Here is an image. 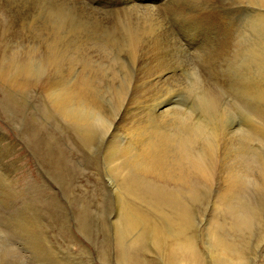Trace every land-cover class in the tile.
Listing matches in <instances>:
<instances>
[{
    "label": "rangeland",
    "instance_id": "1",
    "mask_svg": "<svg viewBox=\"0 0 264 264\" xmlns=\"http://www.w3.org/2000/svg\"><path fill=\"white\" fill-rule=\"evenodd\" d=\"M2 1L4 2V0H0V4L3 3ZM79 1L81 4L84 3L83 5L85 8H87V9L91 8V10L96 11V13L99 12L97 14L98 15L100 14V16L103 17L104 19H106V17H107V20L112 22V26H115L114 29H111V30H113V33L109 32L105 35L106 39L105 38L104 39L107 42L106 43V50L101 52V57L103 59L101 58V61L99 63H94L93 59H90L91 61H87L85 57L82 58L83 55L79 56L80 60L75 59V58H74L75 60H73V58H72L73 49H74V51L78 50L77 52L83 51L82 50L83 47L80 46L81 47L80 48L77 45L78 44L77 43L78 36H76L74 33H69V31L66 32L65 30H63V31L62 30H55V29H52V27L49 28V26L43 25V23L41 24L42 25L40 28L41 30L39 29V26H38L36 28V31L35 30L30 31L29 28L28 29L26 28L28 31L26 29H24V31H15L17 29V27L14 26V24L16 22L15 20H17L18 17H20V16H24V12H23L22 8L20 7V5L17 6V4L14 1L7 0L8 3L6 2L5 5L2 4V7H4V8H2L3 13H2V9L0 10L1 11L0 17H2V15H7L6 17L3 16V18H0V22H2V24L5 23L4 25H2L0 23L1 28H2V26H4L2 29L0 28L2 30V31H0V36L2 34H4V35H2L3 37L2 36L0 37V39H1L0 40V46L3 44L2 45L3 47L2 46H1L2 48L0 47L1 48L0 51L3 50L0 54H2L5 57V55H4V53H5L6 57L7 56L9 57V54H12V52H13L15 55L18 56V57L16 56L18 60H21V59L24 60L27 57L32 59L29 62V65L31 66V71H30L31 73H29L28 75L30 78L28 77V75H24L20 71L21 69L17 68V67L13 68L12 72H14V73L11 72L10 75L5 77V80L2 76H0V83L5 81V82H3V84L2 83L0 84V264H120L119 261L117 260V255H116V249H115L116 243L114 242L115 240L113 239V238H115L114 237L115 231L113 232L112 222L115 221L117 216H119V215H121L123 218V214L121 213V210H119V208L121 209V207L124 206V203H127L129 201L136 207H138L139 204L141 205L142 201H143V204L141 206H143L145 203L144 200H142V201L141 200L140 201L135 200L136 202L134 200H129L128 199L129 196L124 192L125 190L123 189V185H122L124 183V181H127L126 178L131 173L130 171L128 172L127 169L124 168V166H122L124 164L123 158L124 159L127 158V155H129V156L130 155H136V152L138 151V149L140 147V145L137 144L138 142L135 141L136 139L134 136L135 135L134 129L144 126L141 124H144L146 122H148V123L143 128L148 127L149 129H151L152 128L151 127L152 122H150V121L151 120L159 121L158 119H161L162 122L159 121L158 125H160L159 128L160 129L163 128L162 130L165 132V131H167L165 129L166 128L165 123L169 122V121L172 122V121L176 120L179 116L181 118L187 117V119L190 123H195V122L198 123V121H199V123H202V122L209 120V119H210V121H213L212 119L214 118V116H212V115L209 116V114H205V113L201 112V110L198 106L199 105L198 102H200L203 98V96H202L203 93H201L203 88H207L209 91L215 92L217 95L220 94L219 97L222 100L224 99L223 101L235 103L233 100L235 98H237L240 93H241L240 96H242L244 93L248 92L249 90H251L253 88V85H252L253 82H258V81L261 82L264 80V75H263L264 74V59H263L264 49H261V48H264V34H263L264 33V29H263L264 24H262V21L264 23V4L261 3L259 0H257V1L256 0H250V1L249 0H241V1L240 0H238V1L237 0H205V1L204 0H191V1L190 0H188V1L187 0H177V1L176 0H160V1H158L154 5L155 6L154 8L158 9V10H156L157 12L161 8L162 12L160 10L158 13L162 14V16L163 15L166 16V17H164V16L162 17L160 15L162 20H164L165 18L168 19L167 20L168 23H167L166 19L164 21H162L160 19L161 23H162V26L160 27V29L161 28L164 29V27H165V29L160 30L159 27L157 26V35L159 34L158 36H160L162 41H164L163 46H161V48H159L157 50V52H158L157 56L162 55L161 58L164 59L166 61V63H168L167 67L169 66L168 68H170V69L167 68V71H171V73L167 74V77L170 76V77H168V80H165L166 76L164 74L161 76H157L156 78L159 79V80L156 79L157 81L155 83L157 85L155 83L153 84L152 82H151L152 83L151 84L148 81L149 77L157 75V72L154 75L149 71L150 69H148L149 67L151 68V65H152L150 63V61L152 59V53L149 54V52H146L145 50H146L147 46L151 47L150 46L151 41H149L150 39L145 35H141L138 42L136 41L137 43L130 45V43L128 42L129 32L127 30H125V28H126L125 23H127V21L133 22L136 19L134 22L139 20V22H141V25H142V22L144 20V18L141 17L140 14L137 15V12H136L137 8H134V7L130 8L131 5L129 3H125V1H129V0H121V1L120 0H112V1L111 0H103L104 4H102V5H104V6L96 4L97 0H87V1L86 0H77V2H79ZM196 1H198L197 4H196ZM11 2L12 3L14 2V3L11 4ZM30 2H28L29 6H31L32 4H34V6H37V3H33V2L30 3ZM236 2H238V3H236ZM247 2H249L250 4L252 2L251 6ZM106 3H108V5ZM182 3H184V4H182ZM253 3H255V4H253ZM259 3H261V4H259ZM85 4L89 5V7L86 6ZM178 4L181 7H179ZM188 4H191V5L189 6ZM233 4H235L236 6H234ZM119 5H120V7H119ZM127 5H128V7H127ZM169 5H171V6H169ZM172 5H173V9L171 8ZM194 5H196L195 6L196 10L199 12V9H200L201 12L198 13L195 10V8H193ZM232 5L234 7H232ZM259 5H261V6L263 5V6L261 7ZM168 6L170 7L169 8L170 10L168 9L169 11L167 10ZM182 6L184 8L181 10H183L184 13H188L189 8H191L190 13H188V15H190L191 18H189V16L187 14H186V16L181 15V14H183L182 11L180 10V8H182ZM223 6L225 9L223 8ZM13 7H15V10ZM94 7H95V9H92ZM162 7H165V9L167 11L164 8L162 9ZM175 7H179L177 9H179L181 11V13H180V11L176 10ZM6 8H7V10H6ZM111 8L112 9L116 8L115 9L116 11L112 10ZM205 8H206V10H205ZM236 8H237V10H235ZM240 8H243V9H240ZM253 8H255V9L253 10ZM17 9H18V11H17ZM238 9H240V10L238 11ZM246 9H248V10H246ZM131 10H134L133 12H136V13L131 12ZM211 10L213 11V13L212 12L210 13ZM215 10H216V12H215ZM218 10H222V13H220L221 11L219 12ZM104 11H105V13H104ZM121 11H122V13H124L123 15H122ZM171 11H172V13H170ZM173 11H177V12H173ZM113 12L116 14H114ZM207 12H208V14H207ZM214 12H215L216 16L214 15ZM126 13H128L129 15ZM165 13H167V14H165ZM173 13H175V14H173ZM176 13H179L183 18L179 14L176 15ZM252 13H253V15H252ZM104 14H106V15L104 16ZM132 14H135V15H132ZM221 14H223L224 16H221ZM246 14H248V15H246ZM15 15H18V17ZM115 15H118V16H115ZM174 15L176 16V19H175ZM194 15L196 16L195 18H194ZM171 16H173V18ZM177 16H179V17H177ZM197 16L202 18V19L198 18ZM208 16L209 17L212 16V17L209 18ZM217 16H219V17H217ZM252 16H253V18H252ZM220 17H222V18H220ZM223 17H224V20H223ZM262 17H263V20H262ZM10 18H11V24L9 21ZM171 18L173 21H171ZM177 18H179V19L177 20ZM180 18H181V20H180ZM214 18H215V20H214ZM116 19H118V20H116ZM216 19H218L219 21ZM239 19H240V21H239ZM122 20H123V22H122ZM174 20L176 21V23ZM190 20H191V22H190ZM199 20H202V21H199ZM256 20L257 21L261 20V21L259 23L258 22L257 23H250V22H256ZM179 21H181V22H179ZM188 21L190 22L189 24L187 23ZM197 21L199 23H197ZM222 21H223V23H222ZM247 21H249V22H247ZM172 22H173V24H172ZM177 22L180 23V26H179V23H177ZM202 22H204V23H202ZM248 23L252 26H250ZM6 24H8V25H6ZM174 24H176V25L178 24L177 27L174 26ZM220 24H221V26H220ZM254 24H255V27H254ZM258 24L259 25L261 24L260 27H262V29H260ZM10 25H12V26H10ZM163 25H165V26L163 27ZM182 25H183V28L181 27ZM256 25H258L259 28H257ZM9 26L13 27L14 29L13 28L7 29L6 27H9ZM44 26L46 27V30H45ZM172 26H173L174 30H173V28L171 29ZM178 26L180 27V29ZM194 26L195 27L198 26V28L197 27L195 28ZM232 26L233 27L235 26V28H233ZM248 26H250V27H248ZM222 27L224 28V30ZM119 28H121V29H119ZM176 28H178V29H176ZM181 28H182V30H181ZM184 28H186V29L184 30ZM209 28H211V30H212L211 32H210ZM227 28L228 29L231 28V30L230 29L228 30ZM238 28H239V30L237 31ZM240 28H241V30H244L245 33L243 31H240ZM242 28H244V29H242ZM11 29L13 30V32L12 31L11 32L10 31L9 32L4 31V30H11ZM43 29L45 32L43 31ZM47 29H48V31H47ZM115 29H117V30L114 31ZM249 29H251L252 31H249ZM213 30H215V31H213ZM225 30H227L228 32ZM49 31H51L52 34ZM57 31H59V32H57ZM119 31H121V32H119ZM176 31H178L180 33V35ZM190 31H191V33H190ZM232 31L234 32V34ZM254 31H256V32H254ZM41 32L44 34H42ZM47 32H48V34H47ZM54 32H56V33H54ZM167 32L170 34H168ZM212 32H214V33L211 34ZM235 32L238 34L236 35ZM249 32H251L253 34L249 35L248 34ZM49 33L51 35H49ZM228 33L229 34L232 33V34H230V36L233 35V36H231L232 38L231 37L228 38L229 37ZM112 34H114V35H112ZM163 34H165V35H163ZM166 34H168V35H166ZM182 34H185V35L182 36ZM239 34H240V36L242 35L241 36L242 38L239 36ZM11 35H15L14 38L16 40L12 39L13 37H11ZM60 35H62V36L60 37ZM208 35L210 36L209 38H208ZM73 36H74V38H72ZM143 36L146 38V40L144 39ZM224 36H225V38H224ZM236 36H238V37H236ZM246 36H248V37L251 36L250 39L252 38V41L248 37H247L248 38V41H247ZM51 37L54 39H51ZM68 37L70 39H68ZM142 37H143V39H142ZM172 37H173V39H171ZM175 37L178 39H176ZM186 37H188V38H186ZM190 37H192L193 39ZM218 37H219V40H218ZM47 38L50 39L48 42H47V40H48ZM55 38H57V39H55ZM198 38H199V40H198ZM216 38H217V40H216ZM222 38H224L225 41ZM227 38L230 39L228 42H227V40H228ZM8 39H9V41H8ZM169 39H171V40H169ZM209 39H211V40H209ZM3 40H4V42H3ZM55 40H57V41H55ZM59 40H60V42L58 43ZM196 40H198V41H196ZM238 40H240V41H238ZM6 41H8V42H6ZM42 41H43V43H42ZM61 41H63V42H61ZM170 41H171V43H170ZM176 41H178V42H176ZM183 41H184V43H183ZM186 41L188 43L189 42L190 43L188 44ZM146 42H148V43H146ZM206 42H208V43L211 42L212 45L208 44V43L206 44ZM259 42H260V44H259ZM51 43H52V47H51ZM201 43H202V45H201ZM254 43L256 45H252ZM4 44H6L7 47ZM8 44H9V46H8ZM43 44L45 46H43ZM175 44H177L180 48ZM183 44H184V46H183ZM186 44H188V45H186ZM199 44L201 46H203V48ZM233 44L235 45V47H233L234 46ZM55 45H58L57 49L55 48L56 47ZM166 45H167V48H166ZM238 45H240V46H238ZM47 46L50 48H48ZM69 46L70 47L72 46V47L68 48ZM211 46L217 50L213 49ZM228 46H230V47H228ZM256 46H258V47L256 48ZM9 47H10V49H9ZM13 47H14V49H13ZM44 47H46V48L43 50ZM114 47H116V48H114ZM174 47L177 48L178 51ZM192 47H194V48H192ZM227 47L232 48V49H227ZM244 47H246L247 49ZM5 48H7L8 51ZM164 48H166V50ZM184 48H185V50H183ZM187 48H188V50H187ZM200 48H202V49H200ZM204 48L207 51L209 49L210 54H209V52L204 51L205 50ZM233 48L235 49L234 51L237 54L233 51ZM242 48H243V50H242ZM252 48H255V49L251 50ZM41 49L43 50L42 52H41ZM124 49H125V51H124ZM161 49H162V51H161ZM189 49H193L192 52H190L191 50H189ZM210 49H212V50H210ZM238 49L241 50V52ZM19 50H20V53H19ZM45 50H46V52H44ZM110 50H112V51H110ZM163 50H165L164 53H163ZM198 50H200V51L203 50L202 51L203 53L199 52ZM218 50H220L221 53H220V51L218 52ZM106 51H108V52L106 53ZM152 51H153V49L151 48L150 52H152ZM174 51H176L177 53ZM215 51H217V52H215ZM6 52H8V55ZM43 52L46 53V55L43 54ZM48 52H50L49 55L47 54ZM59 52H60V54H59ZM91 52L93 55H95V52L99 53V51H96V48L94 51H91ZM144 52H146V53H144ZM154 52L156 53V49ZM184 52H185V54H184ZM204 52H205V54H204ZM229 52H231V54ZM238 52H240V53H238ZM251 52H252V54H251ZM255 52L256 53L258 52V53L256 54ZM38 53H40L41 55L39 54L40 55L39 56ZM51 53H52V55H51ZM67 53H69V54H67ZM147 53L149 54V56H147L148 55ZM193 53H194V55H193ZM211 53L214 55H212ZM253 53L256 55H253ZM42 54H43V56H42ZM63 54H64V56H63ZM168 54H170V55H168ZM175 54H177V55H175ZM202 54L204 56L206 55V57L204 59H202V61H201L200 60L201 57H204ZM242 54L244 55L243 57H242ZM2 55H0V58ZM37 55H38V57L35 58L34 56H37ZM50 55L55 56L54 61L49 60V57H51ZM57 55H59V57H57ZM70 55H71V59L73 60V62L70 59ZM118 55H119V57H118ZM196 55L197 56L199 55L198 56L199 59H198V57L196 59ZM208 55H211V56H208ZM246 55H247V57H246ZM248 55H249V57H248ZM250 55L253 56L254 58L251 57ZM108 56L110 58H108ZM188 56H189V58H187ZM6 57H5V62L1 61V63L4 64V65L2 64V67L8 66V63H7L8 57L7 58ZM62 57H63V59H62ZM146 57H147V59H146ZM164 57H166V59ZM174 57H175V59H177L176 60L177 62H175V59H173ZM207 57L209 59L211 57L213 60L211 61V59L209 60V59H207ZM226 57H229V58H226ZM37 58L41 62H39V60ZM46 58H47V61H45ZM255 58L256 59L258 58V59L256 60ZM97 59H99V58H97ZM130 59H132V60H130ZM170 59H173V60H170ZM243 59H244V61H243ZM178 60H181L184 63L181 61L178 62ZM199 60L201 62H199ZM203 60H205V61H203ZM206 60H208L209 62ZM113 61H114V63H113ZM117 61H118V63H117ZM224 61H225V63H224ZM254 61H256V62H254ZM45 62H46V64H45ZM57 62H59V66H58ZM71 62H72V64H71ZM85 62H87V63H85ZM130 62H132V63H130ZM170 62L175 64L174 65L175 68L173 67V65ZM217 62H218V64L216 65ZM229 62L231 63L232 67L230 66ZM79 63H81V64H79ZM108 63L110 66L108 65ZM144 63H145V66H144ZM43 64H45V65H43ZM102 64H103V66H100ZM114 64H116V65H114ZM210 64H212V65H210ZM248 64H250V65H248ZM48 65H49V67L44 68L45 66H48ZM78 65H79V68H78ZM170 65H172V66H170ZM115 66H116V68H114ZM135 66H138V68H136ZM140 66H141V68H140ZM216 66H217V68H216ZM34 67L37 70L34 69ZM60 67L62 68V70L64 69L63 70L64 72L61 70ZM234 67H235L236 71H235ZM43 68L45 69L44 71H46L47 74H46V72H44L42 70ZM83 68H86V69H83ZM145 68H147V69L145 70ZM48 69H51V70H48ZM229 69H230V72H228ZM32 70L35 73H33ZM40 70H41L40 73H42V71H43L44 75H41L39 73ZM210 70H212V71H210ZM238 70H240V71H238ZM52 71H54V72H52ZM75 71H76V73H75ZM105 71H106V73H105ZM127 71H129V72H127ZM143 71H146V72L144 73ZM185 71H188V72H185ZM20 72L25 76L24 80L28 77L27 79H30V82H32L33 74L36 76L35 78L33 77L34 81L31 84H29V81L26 79L27 85L23 89L18 88L14 83V80H17L18 77L20 79H18L17 81L21 80V78L23 79L24 76L22 74H19ZM176 72L178 73L177 75H176ZM189 72H191L192 75H190L191 73H189ZM199 72H201V73H199ZM218 72H219V75H217ZM239 72H240V74H239ZM241 72H243V73H241ZM101 73H102V76H101ZM140 73H142V74H140ZM149 73H151V74H149ZM165 73H166V71H165ZM39 74L41 76H39ZM61 74L64 76L66 75L67 78L63 77ZM179 74H181V75H179ZM20 75H22V76H20ZM54 75H56V76L54 77ZM92 75H94V76H92ZM173 75H175V77ZM43 76H46V77H43ZM48 76L50 78H48V80H46ZM79 76H81L82 78L81 77L78 78ZM89 76L91 77V79ZM140 76H142V77H140ZM144 76H146L147 78ZM229 76H230L231 80L229 79ZM255 76L256 77L258 76V77L255 78ZM10 77H11V80H10ZM98 77L101 78V80L98 79ZM103 77H104V79H103ZM162 77H163V79H162ZM223 77H225V78H223ZM51 78H53V79H51ZM58 78H59V80H58ZM64 78H66L67 80ZM204 78L207 80H204ZM40 79L41 80L43 79V81H40V83H39ZM49 79L51 80V82ZM81 79L86 80L89 83V85H87L88 90H86L87 91V94H86L87 97L90 95H91V97L93 96V98L95 99L93 103L97 104L96 105L97 107L99 106L98 109H96V111H97L96 114L99 117L97 121H93V120L89 121V119L86 121H81V120L77 121L76 119L72 118L74 116V111L76 110L74 107L75 105L74 104L72 105V103L70 105H68L70 109H68V111H66L67 113L61 112L59 107H58V100L61 98L63 99L64 93L67 90L70 91V90H72V88H75V87H73V85L76 83L74 86H77L80 83ZM87 79H89V81ZM173 79H175V80H173ZM216 79H217V81H216ZM226 79H227V81H226ZM253 79H254V81H253ZM53 80H54V82H52ZM75 80H77V82ZM143 80H145V81L143 82ZM6 81H8V83ZM100 81H102V82H100ZM170 81H172V82H170ZM205 81H207V82H205ZM34 82H36V83H34ZM158 82H160V85ZM250 82H251V84H249ZM11 83H13L12 86H10ZM49 83H52V84H49ZM103 83H104V85H103ZM124 83H127V84H124ZM172 83L175 86H172ZM208 83L212 86L210 87V85ZM45 84L49 85V87L52 89H49V87L46 86ZM53 84L55 86L52 87ZM56 84H58V85H56ZM162 84L164 86H162ZM194 84L196 85V87ZM197 84H198V87H197ZM200 84H202V85H200ZM214 84H215V86H213ZM219 84H220V87H219ZM64 85H66V86H64ZM109 85H110V87H109ZM146 85H148V86H146ZM149 85L151 86V88L149 87ZM166 85H169L170 88H169V86H166ZM41 86H42V88H41ZM153 86H155V88L152 89ZM246 86L247 87L249 86V88H247ZM96 87H98V88H96ZM133 87H134V89L132 90ZM138 87H140L141 90ZM193 87H195L198 92ZM12 88L16 89V91ZM68 88H70V90ZM116 88H117V91L114 90ZM145 88H146V90H145ZM228 88H229V90H228ZM242 88H244V89H242ZM45 89H49V91H51L53 94L51 92L45 90ZM142 89H144V90H142ZM148 89H150V90H148ZM163 89L166 92H164ZM172 89H173V91H172ZM105 90H106V92H105ZM107 90L109 91V93L112 91L111 94L107 93L108 92ZM119 90H121L122 92H120ZM152 90H154V91L156 90L155 91L156 95H155V92H153ZM169 90H171V91H169ZM225 90H227V91L225 92ZM131 91L132 92L134 91V92L132 93ZM135 91H136V93L138 91L139 95L136 94ZM176 91H177V93H176ZM218 91H220V92H218ZM238 91H239V93H238ZM48 92H49V94L51 93V97H49L50 95L48 94ZM159 92H161L162 94H159ZM185 92H187V93H185ZM23 93H26V94H23ZM145 93L146 94L148 93V94L146 95ZM165 93H166V95H165ZM171 93L174 94V97H173V94H171ZM151 94H153V95H151ZM175 94H177V95L175 96ZM125 95L126 96L128 95V96L125 97ZM134 95H138L141 98L138 96L135 97ZM157 95H159V96H157ZM54 96H55V98L53 99ZM110 96H111V98H110ZM199 96H200V98H199ZM120 97L123 99L122 100L123 103L120 101L121 100ZM158 97L161 99L163 98V100L160 101V99H158ZM129 98L131 101L129 100ZM132 98H134V100ZM138 98H140L142 100H140V99L138 100ZM147 98H148V100H147ZM137 100H138V102L142 103V105L138 104V102L136 103ZM155 100L158 103L163 102V101H167V102L172 103L171 104V107L173 109V110H171L172 113L170 112L166 118H158L157 113H156V107H155L158 105V103ZM119 101L121 103H119ZM149 101H150L151 105H150ZM172 101L175 104H173ZM100 102H101V104H100ZM108 102H110L112 105ZM129 102L131 104H129ZM98 103L100 105H98ZM106 103H107V105H105ZM119 104H121V105H119ZM135 105L138 107H136ZM71 106H73V107H71ZM100 106H101V109H100ZM133 106L135 108H137V110L134 109ZM105 107H107V108H105ZM108 107H110V109ZM114 107L116 109H114ZM117 107H119L122 111ZM123 107L125 110V114L123 111ZM130 107H133V108H130ZM148 107L151 109H149ZM141 108L144 110H142ZM187 108H189V109H187ZM130 109L134 110V111L132 110L134 114L131 113L132 111ZM153 109H155V110L153 111ZM141 111H143V112H141ZM151 111H153V112H151ZM173 111L174 112L177 111L176 112L177 117L174 115ZM189 111H191V112H189ZM127 112H128V114H127ZM188 112H189V114H188ZM72 113H73V115H72ZM153 113H154V115H152ZM122 114L125 117H126V115L128 116L130 114L131 117L130 116L126 117V118H129L128 120H126L125 117L121 116ZM147 114H148V116H147ZM150 115H152V117ZM186 115H188V116H186ZM204 116L206 119L204 118ZM66 117H67V119H63ZM108 117L111 119H108ZM119 117L121 119L123 117L122 121ZM130 118H131L132 122H131ZM140 118H142V119H140ZM151 118H153V119H151ZM234 118L235 119H233V116H231L230 122L236 121V120H238L236 122L242 121L241 120L242 116H240V115H238L237 117H234ZM112 119H113V122H112ZM123 120H126V121H123ZM136 120L137 121L139 120V122H137ZM133 121H134V123H133ZM122 122L124 123V125ZM72 123H73V125H72ZM80 123H81V126H79ZM108 123L110 126L108 125ZM130 124H132L133 128L130 127ZM102 125L105 127H103ZM107 125L110 127V128L108 127L109 128L108 131H106ZM100 126H102V127H100ZM78 127H80L79 131H78ZM83 127H85V129ZM99 127H100V129H99ZM129 128H130V130H128ZM146 128H145V134L148 135L149 129L147 128L148 129V131H147ZM118 129H120V130L118 131ZM95 130L99 131V133ZM96 132H97V135L95 134ZM124 132H126L127 135L129 134L127 138H126L127 135ZM100 133H105V134L101 135ZM92 134L93 135L95 134V135L93 136ZM121 134H123V135H121ZM87 135H89V136L91 135L92 137L88 136V138H87ZM146 135L145 136L143 135V136L145 138H147ZM82 136H85L84 139ZM97 136H99V137H97ZM93 137H95V139ZM105 137H106V139H105ZM131 138H132V140H131ZM85 140H87V141H85ZM89 141H90V143L92 141L91 144L93 146L92 147L91 146H84L85 144L88 145ZM131 141L134 143H132ZM83 142H86V143L84 144ZM123 142H124V145H123ZM90 143H89V145H90ZM113 144H114V147H109V146H112ZM86 147H91V148L88 149ZM104 147H106V148H104ZM126 147L128 149H126ZM111 149L113 151H111ZM114 149L116 151L115 154H114ZM105 151H106V153H105ZM125 151L128 152L127 155H125ZM107 153H108V155H107ZM122 154H123V156L125 155V157L121 156ZM104 155H105V157H104ZM110 160H111V162H110ZM119 163L121 164V166ZM115 164L116 165L118 164L117 166L120 167V170H122V172L120 171V173H123V171L124 172L126 171V173L128 172L127 174L123 173V174H121V176L118 177V178H120V180L123 179V182L121 181V183H118V182H120V180H118V178H117L119 168L116 167ZM110 166H112L114 168V170H116L118 168L117 171H114V173H112L113 169H110L111 168ZM107 168L110 169V170L108 169L109 172H108ZM115 172H117V174ZM120 173H119V175H120ZM115 174H116V176H115ZM122 175H123V177H122ZM116 178H117V181H116ZM169 184H171V185H169L171 187V189L174 187L173 191L177 190L176 184H173L172 182H169ZM174 189H176V190H174ZM210 190H209V188L207 189V187H203V188L199 187V190L197 191V193L199 194L200 193L199 191H201L202 194L200 193L199 196L197 195V197L195 199L194 198L189 199L186 196L182 197L183 200H185L184 199V197H185L186 201H188V204L186 203V201H184L186 206L189 205L187 207L188 208L187 212H188L190 223H188V225H187V228H186L187 234L186 233L185 234L189 238L192 236L190 238V240L193 241V242L192 241L191 242L194 245L196 243L194 239H196V241H197L196 246L197 245L200 246V247L197 246L198 247L197 248L196 246L193 245V248H196V249H194L195 254L198 252L199 254H197V256L200 257V252H202L204 255L201 253V256H202L201 259L205 256L203 258L204 260L203 259L200 260V258H199V261H201L200 264H203L204 262H205L204 264H212V262H213L212 258H211L212 257L211 255H213V254L211 253L208 246L205 247V245H207V234L209 233L208 227H209V224L212 221V217L214 215L213 207L209 206V205H211L210 201L212 200V194H211L212 190L211 191ZM206 191H209V192H206ZM203 192H206V193H203ZM117 193H119V194H117ZM204 194H205V196H204ZM201 195H203V196H201ZM209 195H211V197H209ZM149 196H151V195H149ZM206 196H207V198H205ZM118 197H120V198L118 199ZM126 197H128V198L126 199ZM200 197H201V199H199ZM122 198H124V199H122ZM187 199H189V200H187ZM196 199H198V200H196ZM194 200H195V202L196 201L197 202L195 203ZM191 201L194 202L195 205ZM118 202H119V204H118ZM120 202H121V204H120ZM189 202H190V204H189ZM149 204H150V200L147 199L145 206H143V207H146V206L149 207L150 206ZM190 205H191V207L194 206L192 208V210H194L196 213L193 211L191 212ZM201 207H202V209H201ZM197 208H198V210H197ZM209 209L212 210V212L210 211V213H209ZM116 211H119V212H116ZM115 212L117 214L118 213L119 214L117 215V214H115ZM200 213H201V215H200ZM205 213H208V214L205 215ZM193 214H194V216H193ZM154 215L155 214H153V216H152V214H150L149 216L151 218L153 217L152 219H156L158 216L155 215L156 216L155 217ZM194 218H196V219H194ZM159 219L160 218L158 217V219H156V220H159ZM204 219H205V221H203ZM218 220L220 221V218H218ZM263 220H264V218H263ZM200 225H202V226H200ZM196 226H198V228ZM188 227H189V229H188ZM262 229H263L262 232H264V221H263ZM194 231H196V232H194ZM257 233L258 232L251 233L246 238L245 244H243V246H241L240 250L242 252V255H244L243 256L244 259H243L242 264H264V250H263L264 249V233L260 232L262 236L260 234H257ZM197 238H198V240H197ZM200 238H202V239H200ZM143 243L146 244V241H144ZM143 243H141L142 245L141 244L138 245L137 248L135 247L136 250L138 249V251H135L136 253L134 252L135 249L133 250V254H135L134 256H135L136 264L137 263L138 264H165L164 261L167 262L166 264H170L169 263L170 261L168 260V258L166 259V255L164 256L163 250L158 245L156 247V245H153V242H151L152 244L150 242H147L148 244H151V245L146 244V246H145V245H143ZM139 246L141 248H139ZM145 247L148 249L150 248V250L153 247L152 250L153 249L154 250L153 251L151 250L152 253H150V251L148 249H144ZM142 248L146 252L144 250H142ZM143 251H144V253H143ZM156 252H158V253H156ZM153 253L156 256V258H154L155 256L152 255ZM142 254H145V257ZM148 254H150V256ZM157 255H159V257ZM207 256H210V260H209V258H207ZM139 257L141 258V260L139 259ZM150 257H151V259H150ZM137 258L139 260H136ZM152 258H154V260ZM161 258H165V260L164 259L161 260Z\"/></svg>",
    "mask_w": 264,
    "mask_h": 264
},
{
    "label": "bare ground",
    "instance_id": "2",
    "mask_svg": "<svg viewBox=\"0 0 264 264\" xmlns=\"http://www.w3.org/2000/svg\"><path fill=\"white\" fill-rule=\"evenodd\" d=\"M14 1L17 6L20 5V7L22 8L23 12H24V16H20L18 17V15H15L18 17L17 20H15V24L14 26L17 27V29L15 31H24V29H28L30 31L32 30H35L36 31V28L39 26V29L41 28V24L43 23V25L45 26H49L52 27V29H55V30H65L66 32L69 31V33H74L76 36H78V40H77V45L80 47H83V51L81 52H77L78 50H75L73 49V60L75 59H79V56L80 55H83L82 58H86L87 61H91L90 59H93L94 63H99L101 61V52L105 51L106 50V38H105V35L109 32H112L113 33V30L111 29H114L115 26H112V22L107 20V17L106 19H104L103 17L100 16V14L98 15L96 11L94 10H91L90 9H87L84 7V3L81 4L80 1L77 2V0H12ZM33 2V3H37V6H34V4H32L31 6H29V3L28 2ZM87 1V0H86ZM112 1V0H111ZM121 1V0H120ZM119 1V2H120ZM160 0H129V1H125V3H129L131 5L130 8L134 7V8H137L136 12H137V15L140 14L141 17L144 18L143 22H142V25H141V22L136 21V22H132V21H127V23H125V30H127L129 32L128 34V42L130 43V45H133L134 43H137L138 40L140 39L141 35H145L147 36L151 41V47H148L146 48V52H149V54L152 53V59L150 61V63L152 64L151 65V68L149 67L148 69H150L149 71L155 75V73L157 72V75L156 76H151L148 78V81L149 83H155L158 79L156 78L157 76H161V75H165L166 78L165 80H168V76L167 77V74L168 73H171V71H167V64L166 61L164 59H162V55L161 56H157V50L159 48H161V46H163L164 44V41H162L161 37L157 35V26L160 27L162 26V23H161V16L162 14L158 13L161 8L159 9V11L157 12L156 10H158L157 8L155 9L154 5ZM177 1V0H176ZM175 1V2H176ZM188 1V0H187ZM191 1V0H190ZM205 1V0H204ZM238 1V0H237ZM241 1V0H240ZM250 1V0H249ZM257 1V0H256ZM261 3L264 4V0H259ZM3 2V1H2ZM7 2V0L2 3L3 5H5ZM13 2V3H14ZM30 2V3H31ZM82 2V1H81ZM91 2V1H90ZM109 2V1H108ZM118 2V1H117ZM180 2V1H179ZM198 1H196V4H197ZM202 2V1H201ZM200 2V3H201ZM208 2V1H207ZM213 2V1H212ZM230 2V1H229ZM8 3V2H7ZM10 3V2H9ZM11 2V4H13ZM195 3V2H194ZM205 3V2H204ZM203 3V4H204ZM238 3V2H236ZM245 3V2H244ZM249 3V2H247ZM258 3V2H257ZM259 3V4H261ZM2 4H0V10L4 7H2ZM96 4L98 5H102L104 4L103 3V0H97ZM108 5V3H106ZM114 4V3H113ZM171 4V3H170ZM184 4V3H182ZM199 4V3H198ZM240 4V3H239ZM243 4V3H242ZM252 4V2H251ZM251 4L249 3V5L251 6ZM255 4V3H253ZM8 5V4H7ZM86 6L89 7V5L85 4ZM91 5V4H90ZM121 5V4H120ZM119 5V7H120ZM129 5V6H130ZM141 5V6H140ZM175 5V4H174ZM189 6L191 4H188ZM200 5V4H199ZM205 5V4H204ZM214 5V4H213ZM226 5V4H225ZM224 5V6H225ZM231 5V4H230ZM234 6H236L235 4H233ZM232 5V7H234ZM246 5V4H245ZM10 6V5H9ZM92 6V5H91ZM104 6V5H102ZM114 6V5H113ZM118 6V5H117ZM125 6V5H124ZM171 6V5H169ZM168 6L167 10L170 8ZM179 6V4H178ZM186 6V5H185ZM196 5H194L193 8H195ZM201 6V5H200ZM203 6V5H202ZM217 6V5H216ZM223 6V8H224ZM239 6V5H238ZM261 6V5H259ZM263 6V5H262ZM261 6V7H262ZM6 7V6H5ZM128 7V5H127ZM126 7V8H127ZM181 7V6H179ZM179 7H175L176 10L180 11L181 9H183L184 7L182 6V8L177 9ZM198 7V6H197ZM205 7V6H204ZM207 7V6H206ZM215 7V6H214ZM231 7V6H230ZM240 7V6H239ZM254 7V6H253ZM256 7V6H255ZM14 10H15V7H13ZM20 8V9H21ZM165 9V7H162V9ZM173 9V5L171 7ZM201 8V7H200ZM249 8V7H248ZM92 9H95L92 8ZM97 9V8H96ZM112 9V8H111ZM116 9V8H115ZM115 9H112V10H115ZM120 9V8H119ZM171 9V10H172ZM188 9V8H187ZM212 9V8H211ZM215 9V8H214ZM213 9V10H214ZM225 9V8H224ZM240 9H243V8H240ZM238 9V11L240 10ZM255 8H253L254 10ZM5 10V9H4ZM7 10V8H6ZM98 10V9H97ZM166 10V9H165ZM166 10V11H167ZM170 10V9H169ZM168 10V11H169ZM194 10V9H193ZM196 10V8H195ZM194 10V11H195ZM206 10V8H205ZM217 10V9H216ZM215 10V12H216ZM223 10V9H222ZM222 10H218L220 13H222ZM237 10V8L235 9ZM248 10V9H246ZM10 11V10H9ZM8 11V12H9ZM12 11V10H11ZM18 11V9H17ZM20 11V10H19ZM116 11V10H115ZM118 11V10H117ZM128 11V10H127ZM134 10H131V12H133ZM165 11V12H166ZM183 14H181L182 16H186V14L188 15V13H190L191 11V8H189V12L188 13H184L183 10H181ZM180 11V13H181ZM197 11V10H196ZM208 11V10H207ZM217 11V12H218ZM242 11V10H241ZM1 12V11H0ZM7 12V13H8ZM16 12V11H15ZM110 12V11H109ZM129 12V11H128ZM136 12H133V13H136ZM162 12V10H161ZM173 12H177V11H173ZM198 12V11H197ZM199 12L200 9H199ZM198 12V13H199ZM205 12V11H204ZM213 13V11L211 10L210 13ZM215 12H214V15H215ZM2 13H3V9H2ZM1 13V14H2ZM5 13V12H4ZM6 13V14H7ZM11 13V12H10ZM22 13V12H21ZM105 13V11H104ZM114 13V12H113ZM122 13V11H121ZM172 13V11L170 12ZM193 13V12H192ZM249 13V12H248ZM260 13V12H259ZM15 14V13H14ZM17 14V13H16ZM102 14V13H101ZM116 14V13H114ZM124 13H122L123 15ZM128 14V13H126ZM167 14V13H165ZM175 14V13H173ZM172 14V15H173ZM179 14V13H176V15ZM194 14V13H193ZM192 14V15H193ZM196 14V13H195ZM202 14V13H201ZM208 14V12H207ZM219 14V13H218ZM227 14V13H226ZM240 14V13H239ZM263 14V13H262ZM261 14V15H262ZM10 15V14H9ZM12 15V14H11ZM106 14H104L105 16ZM119 15V14H118ZM118 15H115V16H118ZM129 15V14H128ZM132 15H135V14H132ZM161 15V16H160ZM170 15V14H169ZM180 15V14H179ZM180 15V16H181ZM230 15V14H229ZM248 15V14H246ZM253 15V13H252ZM3 16H7V15H2V17L0 18H3ZM164 16V15H163ZM162 16V17H163ZM181 16V17H182ZM189 18L190 15H188ZM206 16V15H205ZM216 16V15H215ZM220 16V15H219ZM217 16V17H219ZM221 16H224L223 14H221ZM251 16V15H250ZM4 17V18H5ZM132 17V16H131ZM130 17V18H131ZM166 17V16H164ZM173 18V16H171ZM175 19H176V16L174 15ZM179 17V16H177ZM196 16L194 15V18ZM198 17V16H197ZM209 17V16H208ZM212 17V16H210ZM209 17V18H210ZM247 17V16H246ZM260 17V16H259ZM8 18V17H7ZM6 18V19H7ZM168 18V17H167ZM171 18V21H173ZM183 18V17H182ZM188 18V19H189ZM193 18V17H192ZM193 18V19H194ZM200 18V17H198ZM205 18V17H204ZM203 18V19H204ZM208 18V19H209ZM222 18V17H220ZM250 18V17H249ZM253 18V16H252ZM142 19V18H141ZM140 19V20H141ZM161 19V20H160ZM166 19V18H165ZM164 19V20H165ZM179 18H177L178 20ZM185 19V18H184ZM202 19V18H200ZM241 19V18H240ZM239 19V21H240ZM244 19V18H243ZM2 20V19H1ZM118 20V19H116ZM162 20V21H164ZM168 19H166L167 21ZM181 20V18H180ZM196 20V19H195ZM215 20V18H214ZM218 20V19H216ZM223 20H224V17H223ZM230 20V19H229ZM245 20V19H244ZM262 20H263V17H262ZM3 21V20H2ZM10 21V24H11V18L9 19ZM142 21V20H141ZM170 21V20H169ZM175 21V20H174ZM187 21V20H186ZM185 21V22H186ZM199 21H202V20H199ZM205 21V20H204ZM208 21V20H207ZM212 21V20H211ZM219 21V20H218ZM251 21V20H250ZM253 21V20H252ZM255 21V20H254ZM261 20L257 21L256 22H250V23H259ZM123 22V20H122ZM125 22V21H124ZM181 22V21H179ZM177 22V23H179ZM191 22V20H190ZM189 21L187 22L188 24L190 23ZM242 22V21H241ZM245 22V21H244ZM249 22V21H247ZM2 24V22H0ZM9 23V22H8ZM168 23V21H167ZM170 23V22H169ZM176 23V21H175ZM197 23H199L197 21ZM196 23V24H197ZM204 23V22H202ZM201 23V24H202ZM207 23V22H206ZM211 23V22H210ZM221 23V22H220ZM223 23V21H222ZM243 23V22H242ZM5 23H3L2 25H4ZM17 24V25H16ZM121 24V23H120ZM166 24V23H165ZM173 24V22H172ZM182 24V23H181ZM185 24V23H184ZM192 24V23H191ZM200 24V25H201ZM208 24V23H207ZM206 24V25H207ZM215 24V23H214ZM227 24V23H226ZM231 24V23H230ZM246 24V23H245ZM249 24V23H248ZM262 24L263 21H262ZM8 25V24H6ZM178 25V24H177ZM176 24H174V26L177 27ZM187 25V24H186ZM218 25V24H217ZM247 25V24H246ZM250 25V24H249ZM259 25V24H258ZM257 26V28L259 27ZM12 26V25H10ZM6 27L7 29L9 28H13V27ZM44 26L45 30H46V27ZM123 26V25H122ZM121 26V27H122ZM165 25H163L164 27ZM171 26V25H170ZM179 26H180V23H179ZM178 26V27H179ZM185 26V25H184ZM188 26V25H187ZM221 26V24H220ZM252 26V25H250ZM248 26V27H250ZM263 26V25H262ZM4 26H2L3 28ZM117 27V26H116ZM119 27V26H118ZM169 27V26H168ZM167 27V28H168ZM183 28V25L181 26ZM186 27V26H185ZM189 27V26H188ZM195 27V26H194ZM198 28V26H196ZM195 27V28H196ZM201 27V26H200ZM212 27V26H211ZM233 27V26H232ZM231 27V28H232ZM238 27V26H237ZM254 27H255V24H254ZM1 28V27H0ZM1 28V29H2ZM5 28V29H6ZM43 28V27H42ZM48 28V29H49ZM123 28V27H122ZM173 28V26L171 27V29ZM181 28V30H182ZM193 28V27H192ZM205 28V27H204ZM221 28V27H220ZM223 28V27H222ZM231 28H229L231 30ZM235 28V26L233 27ZM253 28V27H252ZM251 28V29H252ZM0 29V31H2ZM14 29V28H13ZM26 29V30H27ZM47 29V31H48ZM121 29V28H119ZM163 28H161L160 30H162ZM165 29V27H164ZM163 29V30H164ZM170 29V30H171ZM178 29V28H176ZM175 29V30H176ZM180 29V27H179ZM186 28H184L185 30ZM200 29V28H199ZM202 29V28H201ZM210 29V32L212 31L211 28ZM219 29V28H218ZM228 29V28H227ZM228 29V30H229ZM244 29V28H242ZM246 29V28H245ZM248 29V28H247ZM251 29H249V31H252ZM256 29V28H255ZM254 29V30H255ZM260 29H262V27H260ZM264 29V28H263ZM38 30V29H37ZM41 30V29H40ZM51 30V29H50ZM54 30V31H55ZM117 29H115L114 31H116ZM174 30V28H173ZM180 30V31H181ZM183 30V31H184ZM191 30V29H190ZM194 30V29H193ZM221 30V29H220ZM224 30V28H223ZM239 30V28L237 29V31ZM6 32H13V30H4ZM28 31V30H27ZM44 31V29H43ZM53 31V30H52ZM61 31V32H62ZM188 31V30H187ZM197 31V30H196ZM205 31V30H204ZM207 31V30H206ZM215 31V30H213ZM222 31V30H221ZM227 31V30H225ZM224 31V32H225ZM236 31V32H237ZM240 31H243L244 30H241L240 28ZM239 31V32H240ZM246 31V30H245ZM261 31V30H260ZM45 32V31H44ZM51 34L52 32L49 31ZM59 32V31H57ZM121 32V31H119ZM118 32V33H119ZM164 32V31H163ZM178 32V31H176ZM175 32V33H176ZM209 32V33H210ZM228 32V31H227ZM231 32V31H230ZM233 32V31H232ZM235 32V33H236ZM256 32V31H254ZM33 33V32H32ZM42 33V32H41ZM49 33V35H51ZM56 33V32H54ZM126 33V32H125ZM168 33V32H167ZM179 33V32H178ZM182 33V32H181ZM184 33V32H183ZM186 33V32H185ZM191 33V31H190ZM214 32H212L211 34H213ZM226 33V32H225ZM245 33V32H244ZM247 33V32H246ZM249 32L248 34L249 35H252L253 33ZM2 34V33H1ZM28 34V33H27ZM44 34V33H42ZM48 34V32H47ZM61 34V33H60ZM66 34V33H65ZM121 34V33H120ZM162 34V33H161ZM160 34V35H161ZM170 34V33H168ZM166 34V35H168ZM195 34V33H194ZM232 34V33H230ZM230 34L228 33L229 37L230 38ZM234 34V32H233ZM238 33H236L237 35ZM243 34V33H242ZM256 34V33H255ZM264 34V33H263ZM4 35V34H2ZM1 35V36H2ZM39 35V34H38ZM72 35V34H71ZM114 35V34H112ZM165 35V34H163ZM174 35V34H173ZM180 35V33H179ZM178 35V36H179ZM185 35V34H182V36ZM189 35V34H188ZM199 35V34H198ZM225 35V34H224ZM245 35V34H244ZM258 35V34H257ZM0 36V37H1ZM9 36V35H8ZM15 35H11V37H13L12 39H15L14 38ZM40 36V35H39ZM38 36V37H39ZM46 36V35H45ZM53 36V35H52ZM57 36V35H56ZM59 36V35H58ZM62 35H60L61 37ZM69 36V35H68ZM119 36V35H118ZM127 36V35H126ZM191 36V35H190ZM201 36V35H200ZM212 36V35H211ZM240 36V34H239ZM242 36V35H241ZM240 36V37H241ZM254 36V35H253ZM3 37V36H2ZM7 37V36H6ZM20 37V36H19ZM120 37V36H119ZM144 37V36H143ZM142 37V39H143ZM171 37V36H170ZM174 37V36H173ZM173 37L171 39H173ZM195 37V36H194ZM210 36L208 35V38ZM214 37V36H213ZM238 37V36H236ZM246 36V39L248 41V38L250 39V37ZM257 37V36H256ZM255 37V38H256ZM259 37V36H258ZM9 38V37H8ZM50 38V37H49ZM74 38V36L72 37ZM76 38V37H75ZM105 38V39H104ZM163 38V37H162ZM176 38V37H175ZM182 38V37H181ZM188 38V37H186ZM192 38V37H190ZM225 38V36H224ZM222 38V39H224ZM227 38V39H228ZM232 38V37H231ZM242 38V37H241ZM244 38V37H243ZM6 39V38H5ZM10 39V38H9ZM8 39V41H9ZM48 39V38H47ZM51 39H54L51 37ZM57 39V38H55ZM61 39V38H60ZM68 39H70L68 37ZM144 39L146 40V38L144 37ZM167 39V38H166ZM169 39V40H171ZM178 39V38H176ZM193 39V38H192ZM235 39V38H234ZM238 39V38H237ZM236 39V40H237ZM245 39V40H246ZM258 39V38H257ZM1 40V39H0ZM16 40V39H15ZM50 39L47 40V42L49 41ZM73 40V39H72ZM165 40V39H164ZM168 40V41H169ZM183 40V39H182ZM188 40V39H187ZM199 40V38H198ZM196 40V41H198ZM206 40V39H205ZM211 40V39H209ZM217 40V38H216ZM218 40H219V37H218ZM230 39L227 40V42L229 41ZM233 40V39H232ZM235 40V41H236ZM252 41V38L250 39ZM6 41V42H8ZM46 41V40H45ZM57 41V40H55ZM112 41V40H111ZM137 41V42H136ZM167 41V42H168ZM181 41V40H180ZM207 41V40H206ZM221 41V40H220ZM225 41V39H224ZM240 41V40H238ZM243 41V40H242ZM254 41V40H253ZM257 41V40H256ZM255 41V42H256ZM260 41V40H259ZM4 42V40H3ZM17 42V41H16ZM19 42V41H18ZM29 42V41H28ZM60 42V40L58 41V43ZM63 42V41H61ZM142 42V41H141ZM178 42V41H176ZM187 42V41H186ZM203 42V41H202ZM209 42V41H208ZM206 42V44L208 43ZM212 42V41H211ZM208 43V44H211ZM261 42V41H260ZM259 42V44H260ZM32 43V42H31ZM43 43V41H42ZM50 43V42H49ZM48 43V44H49ZM67 43V42H66ZM109 43V42H108ZM148 43V42H146ZM171 43V41H170ZM175 43V42H174ZM184 43V41H183ZM188 43V42H187ZM190 43V42H189ZM188 43V44H189ZM198 43V42H197ZM204 43V42H203ZM217 43V42H216ZM222 43V42H221ZM235 43V42H234ZM243 43V42H242ZM24 44V43H23ZM47 44V43H46ZM61 44V43H60ZM73 44V43H72ZM125 44V43H124ZM143 44V43H142ZM145 44V43H144ZM173 44V43H172ZM171 44V45H172ZM186 44V45H188ZM258 44V43H257ZM3 45V44H2ZM1 45V46H2ZM6 47L7 45L4 44ZM30 45V44H29ZM59 45V44H58ZM58 45H55L56 49L58 47ZM137 45V44H136ZM177 45V44H175ZM192 45V44H191ZM194 45V44H193ZM200 45V44H199ZM198 45V46H199ZM202 45V43H201ZM200 45V46H201ZM204 45V44H203ZM212 45V44H211ZM214 45V44H213ZM219 45V44H218ZM234 45V44H233ZM232 45V46H233ZM252 45H256L255 43L252 44ZM263 45V44H262ZM0 46V47H1ZM9 46V44H8ZM21 46V45H20ZM28 46V45H27ZM43 46H45L43 44ZM54 46V45H53ZM73 46V45H72ZM71 46V47H72ZM121 46V45H120ZM123 46V45H122ZM146 46V45H145ZM178 46V45H177ZM182 46V45H181ZM184 46V44H183ZM196 46V45H195ZM194 46V47H195ZM207 46V45H206ZM210 46V45H209ZM217 46V45H216ZM215 46V47H216ZM240 46V45H238ZM261 46V45H260ZM3 47V46H2ZM1 47V48H2ZM35 47V46H34ZM48 47V46H47ZM51 47H52V43H51ZM70 46L68 48H71ZM80 47V48H81ZM108 47V46H107ZM179 47V46H178ZM192 47V48H194ZM203 48V46H201ZM208 47V46H207ZM212 47V46H211ZM220 47V46H219ZM218 47V48H219ZM224 47V46H223ZM230 47V46H228ZM227 49H232V48H228ZM235 47V45L233 46ZM255 47V46H254ZM258 46H256L257 48ZM262 47V46H261ZM0 48V49H1ZM21 48V47H20ZM46 47L43 48V50L45 49ZM50 48V47H48ZM54 48V49H55ZM62 48V47H61ZM96 48V51H99V53L95 52V55L92 54L91 51H94ZM110 48V47H109ZM116 48V47H114ZM141 48V47H140ZM151 48L153 49L152 52L151 51ZM166 48H167V45H166ZM166 48H164L166 50ZM175 48V47H174ZM180 48V47H179ZM183 48V47H182ZM181 48V49H182ZM200 48V49H202ZM209 48V47H208ZM213 48V47H212ZM217 48V47H216ZM222 48V47H221ZM226 48V47H225ZM238 48V47H237ZM246 48V47H244ZM7 50V48H5ZM10 49V47H9ZM14 49V47H13ZM22 49V48H21ZM26 49V48H25ZM52 49V48H51ZM79 49V48H78ZM108 49V48H107ZM132 49V48H131ZM156 49V53L154 52ZM177 49V48H175ZM196 49V48H195ZM205 49V48H204ZM215 49V48H213ZM220 49V48H219ZM247 49V48H246ZM255 48H252L251 50H253ZM261 49H264V48H261ZM27 50V49H26ZM41 49V52L43 51ZM53 50V49H52ZM70 50V49H69ZM109 50V49H108ZM163 50V53L164 51ZM170 50V49H169ZM185 50V48L183 49ZM188 50V48H187ZM191 50L190 52H192L193 49H189ZM212 50V49H210ZM217 50V49H215ZM221 50V49H220ZM218 50V52L220 51ZM235 49L233 48V51ZM237 50V49H236ZM239 50V49H238ZM243 50V48H242ZM257 50V49H256ZM255 50V51H256ZM3 51V50H2ZM0 51V53L2 52ZM8 51V50H7ZM22 51V50H21ZM50 51V50H49ZM64 51V50H63ZM112 51V50H110ZM125 51V49H124ZM133 51V50H132ZM162 51V49H161ZM168 51V50H167ZM171 51V50H170ZM178 51V49H177ZM199 52L203 53L202 51L203 50H198ZM204 51H207L206 49ZM232 51V50H231ZM241 52V50H239ZM24 52V51H23ZM46 52V50L44 51ZM46 55V53H44ZM65 52V51H64ZM70 52V51H69ZM108 51H106L107 53ZM115 52V51H114ZM141 52V51H140ZM144 52V53H146ZM176 52V51H174ZM183 52V51H182ZM186 52V51H185ZM184 52V54H185ZM195 52V51H194ZM198 52V53H199ZM209 54H210V51L208 49ZM212 52V51H211ZM214 52V51H213ZM217 52V51H215ZM235 52V51H234ZM238 52V53H240ZM7 55H8V52H6ZM10 53V52H9ZM19 53H20V50H19ZM50 52H48L47 54L49 55ZM94 53V52H93ZM126 53V52H125ZM134 53V52H133ZM168 53V52H167ZM177 53V52H176ZM200 53V54H201ZM221 53V51H220ZM231 54V52H229ZM233 53V52H232ZM236 53V52H235ZM246 53V52H245ZM256 53V52H255ZM258 53V52H257ZM256 53V54H257ZM29 54V53H28ZM36 54V53H35ZM40 53H38L39 55ZM42 54V56H43ZM60 54V52H59ZM69 54V53H67ZM148 54V53H147ZM146 54V55H147ZM149 54L147 56H149ZM172 54V53H171ZM181 54V53H180ZM199 54V55H200ZM205 54V52H204ZM208 54V53H207ZM212 54V53H211ZM216 54V53H215ZM224 54V53H223ZM237 54V53H236ZM244 54V53H243ZM242 54V57L244 56ZM250 54V53H249ZM252 54V52H251ZM253 53V55H256ZM260 54V53H259ZM258 54V55H259ZM264 54V53H263ZM2 55V54H0ZM5 57H6V54L4 53ZM21 55V54H20ZM24 55V54H23ZM37 56H34L35 58L38 57ZM41 55V54H40ZM39 55V56H40ZM52 55V53H51ZM50 55V56H51ZM54 55V54H53ZM110 55V54H109ZM143 55V54H142ZM170 55V54H168ZM173 55V54H172ZM177 55V54H175ZM174 55V56H175ZM179 55V54H178ZM194 55V53H193ZM198 55V56H199ZM203 55V54H202ZM214 55V54H212ZM217 55V54H216ZM220 55V54H219ZM218 55V56H219ZM241 55V54H240ZM17 55H15L13 52L12 54H9V57L7 58V63H8V66L7 67H2V64L1 61L5 62V57L2 55L1 58H0V76H2L5 80V77L10 75V73L12 72L13 68L17 67V68H20L21 72L24 74V75H28L29 73H31V66L29 65V62L30 60H32L31 58L27 57L25 58L24 60H18ZM29 56V55H28ZM64 56V54H63ZM66 56V55H65ZM68 56V55H67ZM115 56V55H114ZM141 56V55H140ZM145 56V55H144ZM181 56V55H180ZM185 56V55H184ZM196 55V59L198 57ZM204 56V55H203ZM208 56H211V55H208ZM227 56V55H226ZM230 56V55H229ZM237 56V55H236ZM251 56V55H250ZM264 56V55H263ZM45 57V56H44ZM57 57H59V55H57ZM94 57V58H93ZM99 59H97V58ZM117 57V56H116ZM119 57V55H118ZM139 57V56H138ZM143 57V56H142ZM151 57V56H150ZM169 57V56H168ZM176 57V56H175ZM175 57L173 59H175ZM206 57V55L204 57H201V61L202 59H204ZM213 57V56H212ZM217 57V56H216ZM232 57V56H231ZM247 57V55H246ZM249 57V55H248ZM253 57V56H251ZM258 57V56H257ZM20 58V57H19ZM34 58V59H35ZM48 58V57H47ZM47 58L45 61H47ZM61 58V57H60ZM75 58V59H74ZM96 58V59H95ZM107 58V57H106ZM108 58H110L108 56ZM129 58V57H128ZM140 58V57H139ZM166 59V57H164ZM170 58V57H169ZM168 58V59H169ZM178 58V57H177ZM181 58V57H180ZM179 58V59H180ZM189 58V56L187 57ZM215 58V57H214ZM221 58V57H220ZM226 58H229V57H226ZM254 58V57H253ZM38 59V58H37ZM43 59V58H42ZM55 59V56H51L49 57V60L50 61H54ZM63 59V57H62ZM70 59H71V55H70ZM103 59V58H102ZM147 59V57H146ZM173 59H170V60H173ZM199 59V57H198ZM207 59H209L207 57ZM211 61L213 60L211 57H210ZM209 59V60H210ZM224 59V58H223ZM232 59V58H231ZM256 59V58H255ZM258 59V58H257ZM256 59V60H257ZM264 59V57H263ZM39 60V59H38ZM57 60V59H56ZM72 60V59H71ZM72 60V62H73ZM110 60V59H109ZM113 60V59H112ZM132 60V59H130ZM141 60V59H140ZM177 59H175V62ZM184 60V59H183ZM188 60V59H187ZM199 60V62H201ZM234 60V59H233ZM252 60V59H251ZM250 60V61H251ZM254 60V59H253ZM49 61V62H50ZM84 61V60H83ZM123 61V60H122ZM143 61V60H142ZM141 61V62H142ZM146 61V60H145ZM148 61V62H149ZM181 61V60H178V62ZM205 61V60H203ZM208 61V60H206ZM235 61V60H234ZM240 61V60H239ZM244 61V59H243ZM249 61V60H248ZM39 62H41L39 60ZM71 62V64H72ZM79 62V61H78ZM104 62V61H103ZM107 62V61H106ZM125 62V61H124ZM144 62V61H143ZM183 62V61H181ZM209 62V61H208ZM247 62V61H246ZM256 62V61H254ZM44 63V62H43ZM48 63V62H47ZM51 63V62H50ZM58 63V66H59V62ZM61 63V62H60ZM63 63V62H62ZM75 63V62H74ZM87 63V62H85ZM93 63V62H92ZM114 63V61H113ZM118 63V61H117ZM132 63V62H130ZM171 63V62H170ZM184 63V62H183ZM203 63V62H202ZM211 63V62H210ZM213 63V62H212ZM225 63V61H224ZM230 63V62H229ZM38 64V63H37ZM46 64V62H45ZM43 64V65H45ZM76 64V63H75ZM81 64V63H79ZM174 67V63H171ZM188 64V63H187ZM218 64V62L216 63V65ZM221 64V63H220ZM243 64V63H242ZM241 64V65H242ZM246 64V63H245ZM257 64V63H256ZM259 64V63H258ZM4 65V64H3ZM42 65V64H41ZM62 65V64H61ZM65 65V64H64ZM87 65V64H86ZM91 65V64H90ZM109 65V63H108ZM116 65V64H114ZM123 65V64H122ZM125 65V64H124ZM137 65V64H136ZM143 65V64H142ZM150 65V64H149ZM170 65V66H172ZM183 65V64H182ZM212 65V64H210ZM237 65V64H236ZM244 65V64H243ZM250 65V64H248ZM35 66V65H34ZM53 66V65H52ZM57 66V67H58ZM77 66V65H76ZM81 66V65H80ZM100 66H103L100 65ZM107 66V65H106ZM110 66V65H109ZM144 66H145V63H144ZM187 66V65H186ZM226 66V65H225ZM230 66H231V63H230ZM235 66V65H234ZM252 66V65H251ZM262 66V65H261ZM46 67H49L48 66H45L44 68ZM55 67V66H54ZM53 67V68H54ZM65 67V66H64ZM73 67V66H72ZM75 67V66H74ZM92 67V66H91ZM97 67V66H96ZM99 67V66H98ZM113 67V66H112ZM119 67V66H118ZM136 68H138V66H135ZM219 67V66H218ZM222 67V66H221ZM220 67V68H221ZM232 67V66H231ZM230 67V68H231ZM42 69L43 71L45 69ZM61 68V67H60ZM66 68V67H65ZM78 68H79V65H78ZM116 68V66L114 67ZM120 68V67H119ZM141 68V66H140ZM175 68V67H174ZM217 68V66H216ZM215 68V69H216ZM224 68V67H223ZM228 68V67H227ZM226 68V69H227ZM238 68V67H237ZM34 69H36L34 67ZM52 69V68H51ZM51 69H48V70H51ZM57 69V68H56ZM72 69V68H71ZM83 69H86V68H83ZM112 69V68H111ZM124 69V68H123ZM147 68H145L146 70ZM170 69V68H168ZM177 69V68H176ZM203 69V68H202ZM222 69V68H221ZM235 69V67H234ZM37 70V69H36ZM58 70V69H57ZM56 70V71H57ZM62 70V68H61ZM64 70V69H63ZM62 70V71H63ZM67 70V69H66ZM77 70V69H76ZM120 70V69H119ZM128 70V69H127ZM140 70V69H139ZM173 70V69H172ZM178 70V69H177ZM187 70V69H186ZM189 70V69H188ZM218 70V69H217ZM216 70V71H217ZM33 71V70H32ZM42 71V73H43ZM59 71V70H58ZM68 71V70H67ZM96 71V70H95ZM94 71V72H95ZM114 71V70H113ZM118 71V70H117ZM124 71V70H123ZM126 71V70H125ZM166 71V73H165ZM205 71V70H204ZM203 71V72H204ZM212 71V70H210ZM220 71V70H219ZM227 71V70H226ZM236 71V69H235ZM240 71V70H238ZM244 71V70H243ZM260 71V70H259ZM18 72V71H17ZM19 73V74H22V73ZM41 72V70L39 71V73ZM46 72V71H44ZM54 72V71H52ZM61 72V71H60ZM64 72V71H63ZM78 72V71H77ZM93 72V73H94ZM122 72V71H121ZM129 72V71H127ZM144 73L146 71H143ZM185 72H188V71H185ZM184 72V73H185ZM192 72V71H191ZM189 72V73H191ZM230 72V69L229 71ZM247 72V71H246ZM250 72V71H249ZM14 73V72H12ZM33 73H35L33 71ZM40 73L41 75H44V73L42 74ZM62 73V72H61ZM73 73V72H72ZM76 73V71H75ZM81 73V72H80ZM92 73V72H91ZM106 73V71H105ZM108 73V72H107ZM110 73V72H109ZM120 73V72H119ZM149 73V74H151ZM201 73V72H199ZM206 73V72H205ZM211 73V72H210ZM209 73V74H210ZM215 73V72H214ZM217 73V72H216ZM243 73V72H241ZM22 74V75H23ZM39 74V76H41ZM47 74V72H46ZM45 74V75H46ZM53 74V73H52ZM74 74V73H73ZM100 74V73H99ZM127 74V73H126ZM125 74V75H126ZM135 74V73H134ZM142 74V73H140ZM148 74V75H149ZM178 73L176 72V75ZM187 74V73H186ZM198 74V73H197ZM207 74V73H206ZM240 74V72H239ZM238 74V75H239ZM245 74V73H244ZM248 74V73H247ZM255 74V73H254ZM20 75V76H22ZM23 75V76H24ZM37 75V74H36ZM49 75V74H48ZM57 75V74H56ZM54 75V77L56 76ZM62 75V74H61ZM69 75V74H68ZM72 75V74H71ZM84 75V74H83ZM109 75V74H108ZM145 75V74H144ZM181 75V74H179ZM192 75V73L190 74ZM208 75V74H207ZM219 75V72L218 74ZM222 75V74H221ZM242 75V74H241ZM258 75V74H257ZM264 75V74H263ZM19 76V75H18ZM38 76V77H39ZM47 76V75H46ZM46 76H43V77H46ZM53 76V75H52ZM51 76V77H52ZM63 77H66V75H62ZM76 76V75H75ZM94 76V75H92ZM101 76H102V73H101ZM124 76V75H123ZM122 76V77H123ZM134 76V75H133ZM175 77V75H173ZM198 76V75H197ZM240 76V75H239ZM29 77V75H28ZM27 77V78H28ZM33 77L35 78L36 76L33 74ZM32 77V82L34 81ZM42 77V78H43ZM81 76H79L78 78H80ZM86 77V76H85ZM88 77V76H87ZM90 77V76H89ZM96 77V76H95ZM110 77V76H109ZM132 77V76H131ZM135 77V76H134ZM133 77V78H134ZM142 77V76H140ZM146 77V76H144ZM143 77V78H144ZM193 77V76H192ZM202 77V76H201ZM200 77V78H201ZM228 77V76H227ZM258 77V76H257ZM255 76V78H257ZM260 77V76H259ZM25 76L23 77V79L21 78V80L17 81L18 79H20L19 77L17 78V80H14V83L15 85L18 87V88H25L27 83H26V79L24 80ZM30 78V77H29ZM48 78H50L49 76L47 77L46 80H48ZM67 78V77H66ZM64 78V79H66ZM72 78V77H71ZM70 78V79H71ZM82 78V77H81ZM126 78V77H125ZM124 78V79H125ZM137 78V77H136ZM142 78V79H143ZM147 78V77H146ZM217 78V77H216ZM225 78V77H223ZM235 78V77H234ZM233 78V79H234ZM239 78V77H238ZM2 79V78H1ZM16 79V78H15ZM53 79V78H51ZM55 79V78H54ZM63 79V78H62ZM91 79V77H90ZM93 79V78H92ZM98 79L101 80V78L98 77ZM104 79V77H103ZM107 79V78H106ZM131 79V78H130ZM138 79V78H137ZM163 79V77H162ZM172 79V78H171ZM195 79V78H194ZM214 79V78H213ZM229 79H230V76H229ZM232 79V80H233ZM10 80H11V77H10ZM13 80V79H12ZM29 81V84H31L32 82H30V79H27ZM45 80V79H44ZM45 80V81H46ZM50 80V79H49ZM59 80V78H58ZM67 80V79H66ZM79 80V79H78ZM82 80V79H81ZM80 80V83L77 85V86H74L75 88H72V90H70V88H68L70 91H66L64 93V98L62 99H59L58 100V107L60 109L61 112L65 113L66 111H68L69 106L71 103L72 105L74 104L75 106V111H74V116L72 118L76 119L77 121L78 120H81V121H86L89 119L90 120H93V121H97L98 120V116H97V111L96 109H98V107L96 106L97 104H94V98L93 96L91 97L88 96L87 97V85H89V83L86 81V80ZM89 81V79H87ZM133 80V79H132ZM159 80V79H158ZM175 80V79H173ZM198 80V79H197ZM204 80H207L204 78ZM220 80V79H219ZM223 80V79H222ZM231 80V79H230ZM9 81V80H8ZM8 81H6L8 83ZM36 81V80H35ZM40 81H43V79L39 80V83ZM69 81V80H68ZM77 82V80H75ZM98 81V80H97ZM105 81V80H104ZM107 81V80H106ZM124 81V80H123ZM134 81V80H133ZM139 81V80H138ZM137 81V82H138ZM145 80H143L144 82ZM147 81V80H146ZM161 81V80H160ZM213 81V80H212ZM217 81V79H216ZM224 81V80H223ZM227 81V79H226ZM246 81V80H245ZM254 81V79H253ZM256 81V80H255ZM5 82V81H3ZM3 82H1L3 84ZM11 82V81H10ZM38 82V81H37ZM49 82V81H48ZM47 82V83H48ZM51 82V80H50ZM54 82V80L52 81ZM58 82V81H57ZM79 82V81H78ZM102 82V81H100ZM99 82V83H100ZM109 82V81H108ZM130 82V81H129ZM172 82V81H170ZM169 82V83H170ZM175 82V81H174ZM183 82V81H182ZM202 82V81H201ZM207 82V81H205ZM236 82V81H235ZM0 83V84H1ZM36 83V82H34ZM60 83V82H59ZM67 83V82H66ZM92 83V82H91ZM94 83V82H93ZM105 83V82H104ZM103 83V85H104ZM151 83V84H152ZM159 85H160V82H158ZM166 83V82H165ZM178 83V82H177ZM187 83V82H186ZM193 83V82H192ZM203 83V82H202ZM220 83V82H219ZM248 83V82H247ZM5 84V83H4ZM13 83H11L10 86H12ZM28 84V85H29ZM49 84H52V83H49ZM55 84V83H54ZM52 85L55 86V85ZM73 84V83H72ZM98 84V83H97ZM106 84V83H105ZM113 84V83H112ZM115 84V83H114ZM124 84H127V83H124ZM123 84V85H124ZM137 84V83H136ZM143 84V83H142ZM148 84V83H147ZM156 84V83H155ZM171 84V83H170ZM169 84V85H170ZM183 84V83H182ZM190 84V83H189ZM209 84V83H208ZM222 84V83H221ZM227 84V83H226ZM242 84V83H241ZM246 84V83H245ZM251 84V82L249 83ZM33 85V84H32ZM37 85V84H36ZM35 85V86H36ZM46 85V84H45ZM58 85V84H56ZM122 85V84H121ZM135 85V84H134ZM133 85V86H134ZM138 85V84H137ZM157 85V84H156ZM169 85H166V86H169ZM177 85V84H176ZM180 85V84H179ZM185 85V84H184ZM188 85V84H187ZM186 85V86H187ZM195 85V84H194ZM202 85V84H200ZM210 85V84H209ZM208 85V86H209ZM217 85V84H216ZM253 88L251 90H249L248 92L244 93L242 96H240V94L238 95L237 98H235L233 101L235 103H230V102H227V101H223L219 95H217L215 92H211L209 91L207 88H203L202 89V92L203 93V98L199 103V108L201 110V112L205 113V114H209L214 116V118L212 119L213 121H210L209 120H206L202 123H198L195 122V123H190L187 119V117L185 118H181L180 116L174 120V121H169V122H166L165 123V126H166V130L167 131H163L162 129H160V125H158V122L162 120L161 119H158L159 121L155 120H151L150 122L151 123V129H148L146 128V130L149 132L148 135L145 134V128H143L144 126L147 125L148 122L144 123V124H141V125H144L142 127H138V128H135L134 129V133H135V141H137L138 145H140L138 151L136 152V155H127V151H125V155H127V158H123V161H124V164L122 166H124V168L127 169V171L131 172L130 175L126 178L127 181H124V183L122 184L123 185V189L125 190L124 192L129 196L126 197V199L128 198L129 200H144V202L146 203V200L149 199L150 200V206L149 207H143L145 206V203L143 206H141L143 204V201H142V204L138 207L134 206L131 202H127V203H124V206L121 207V209L119 208V210H121V213L123 214V218L121 215L117 216L116 220L112 222V226H113V232L115 231V238H113L116 243V255H117V260L119 261L120 264H136L135 262V254H133V250L135 249V247L137 248L138 245H140L141 243H143L144 241H146V244L147 245H151L153 242V245H157L163 250L164 252V256L166 255V259L168 258V261L170 264H200L201 261H199V258L200 260L201 259V253L200 252V257L197 256V254H199L198 252L195 254V251L194 249L196 248H193V241L190 240V238L192 237H188L186 236V228H187V225L189 222V216H188V206H186L185 202L186 201V198L184 197L185 200L182 199L183 196H186L188 197L189 199H195L197 197V195L199 196V194L202 192L199 191L200 193L198 194L197 191L199 190V187L203 188V187H207V189L209 188V190L211 191V194H212V200L210 201L211 202V205L209 206H212L213 207V210H214V215L212 217V221L210 222L209 224V227H208V230H209V233L207 234V245L208 248L210 249L211 253L213 255H211L212 257V264H242L243 262V256L242 255V252H241V246H243V244H245V240L246 238L251 234V233H254V232H258L257 234H260L261 233H264L262 232L263 229V218H264V80L263 81H258V82H253ZM7 86V85H6ZM40 86V85H39ZM49 87V85H46ZM62 86V85H61ZM66 86V85H64ZM94 86V85H93ZM102 86V85H101ZM106 86V85H105ZM104 86V87H105ZM112 86V85H111ZM148 86V85H146ZM162 86H164L162 84ZM172 86H175L173 85L172 83ZM212 85H210L211 87ZM215 86V84L213 85ZM223 86V85H222ZM250 86V85H249ZM249 86L247 88H249ZM15 87V86H14ZM31 87V86H30ZM45 87V86H44ZM63 87V86H62ZM70 87V86H69ZM92 87V86H91ZM95 87V86H94ZM103 87V88H104ZM110 87V85H109ZM117 87V86H116ZM121 87V86H120ZM119 87V88H120ZM127 87V86H126ZM130 87V86H129ZM136 87V86H135ZM149 87L151 88V86L149 85ZM159 87V86H158ZM178 87V86H177ZM180 87V86H179ZM188 87V86H187ZM196 87V85H195ZM193 87V88H195ZM197 87H198V84H197ZM219 87H220V84H219ZM230 87V86H229ZM16 88V87H15ZM42 88V86H41ZM47 88V87H46ZM57 88V87H56ZM55 88V89H56ZM60 88V87H59ZM98 88V87H96ZM101 88V87H100ZM112 88V87H111ZM110 88V89H111ZM140 88V87H138ZM155 88V86L152 87V89ZM170 88V86H169ZM174 88V87H173ZM214 88V87H213ZM10 89V88H9ZM14 89V88H12ZM17 89V88H16ZM16 89H14L16 91ZM49 89H52L49 87ZM49 89H45L47 91H49ZM61 89V88H60ZM65 89V88H64ZM95 89V88H94ZM129 89V88H128ZM134 89V87L132 88V90ZM158 89V88H157ZM160 89V88H159ZM167 89V88H166ZM175 89V88H174ZM225 89V88H224ZM231 89V88H230ZM244 89V88H242ZM104 90V89H103ZM115 91H117V88L114 89ZM113 90V91H114ZM141 90V88H140ZM144 90V89H142ZM146 90V88H145ZM150 90V89H148ZM164 90V89H163ZM195 90L197 91V89L195 88ZM216 90V89H215ZM220 90V89H219ZM229 90V88H228ZM247 90V89H246ZM46 91V92H47ZM54 91V90H53ZM108 91V90H107ZM111 91V90H110ZM120 92H122L121 90H119ZM127 91V90H126ZM153 92H155L154 90H152ZM151 91V92H152ZM158 91V90H157ZM160 91V90H159ZM171 91V90H169ZM173 91V89H172ZM187 91V90H186ZM189 91V90H188ZM195 91V92H196ZM227 90H225L226 92ZM232 91V90H231ZM51 92V91H49ZM48 92V94H49ZM106 92V90H105ZM112 92V91H111ZM111 92L109 93V91L107 93L111 94ZM129 92V91H128ZM132 92V91H131ZM134 92V91H133ZM132 92V93H133ZM141 92V91H140ZM143 92V91H142ZM146 92V91H145ZM152 92V93H153ZM164 92H166L164 90ZM175 92V91H174ZM182 92V91H181ZM198 92V91H197ZM220 92V91H218ZM12 93V92H11ZM52 93V92H51ZM51 93L49 94L51 97ZM100 93V92H99ZM102 93V92H101ZM106 93V94H107ZM117 93V92H116ZM125 93V92H124ZM131 93V94H132ZM136 93V91H135ZM134 93V94H135ZM158 93V92H157ZM177 93V91H176ZM180 93V92H179ZM187 93V92H185ZM194 93V92H193ZM200 93V94H201ZM239 93V91H238ZM23 94H26V93H23ZM47 94V95H48ZM53 94V93H52ZM90 94V93H89ZM122 94V93H121ZM128 94V93H127ZM138 94V91L137 93ZM146 94V93H145ZM148 94V93H147ZM146 94V95H147ZM159 94H162L161 92H159ZM173 94V93H171ZM170 94V95H171ZM189 94V93H188ZM198 94V93H197ZM223 94V93H222ZM93 95V94H92ZM108 95V94H107ZM139 95V94H138ZM138 95H134L135 97L138 96ZM153 95V94H151ZM150 95V96H151ZM155 95H156V92H155ZM166 95V93H165ZM177 94H175L176 96ZM192 95V94H191ZM194 95V94H193ZM228 95V94H227ZM226 95V96H227ZM61 96V95H60ZM103 96V95H102ZM109 96V95H108ZM128 96V95H127ZM125 95V97H127ZM133 96V95H132ZM131 96V97H132ZM159 96V95H157ZM169 96V95H168ZM190 96V95H189ZM201 96V97H202ZM240 96V97H239ZM62 97V96H61ZM101 97V96H100ZM104 97V96H103ZM123 97V96H122ZM140 97V96H138ZM145 97V96H144ZM147 97V96H146ZM155 97V96H154ZM164 97V96H163ZM170 97V96H169ZM173 97H174V94H173ZM178 97V96H177ZM55 98V96L53 97V99ZM60 98V97H59ZM99 98V97H98ZM111 98V96H110ZM114 98V97H113ZM121 98V97H120ZM124 98V97H123ZM141 98V97H140ZM138 98V100L140 99ZM153 98V97H152ZM156 98V97H155ZM198 98V97H197ZM200 98V96H199ZM230 98V97H229ZM97 99V98H96ZM134 100V98H132ZM137 99V98H136ZM158 99L163 100V98H159ZM169 99V98H168ZM122 98H121V102H122ZM130 100V98H129ZM128 100V101H129ZM138 100L136 101V103L138 102ZM142 100V99H140ZM148 100V98H147ZM146 100V101H147ZM172 100V99H171ZM227 100V99H226ZM230 100V99H229ZM102 101V100H101ZM119 101V103H121ZM126 101V100H125ZM127 101V102H128ZM131 101V100H130ZM156 101V100H155ZM169 101V100H168ZM175 101V100H174ZM53 102V101H52ZM96 102V101H95ZM135 102V101H134ZM142 102V101H141ZM157 102V101H156ZM155 102V103H156ZM173 102V101H172ZM197 102V101H196ZM110 103V102H108ZM116 103V102H115ZM123 103V102H122ZM150 103V101H149ZM158 103V102H157ZM101 104V102H100ZM98 103V105H100ZM111 104V103H110ZM129 104H131L129 102ZM133 104V103H132ZM135 104V103H134ZM138 104H141L140 102H138ZM145 104V103H144ZM171 104L170 102H167V101H163V102H160L158 103L156 107V113H157V117L158 118H166L168 116V114L171 112L172 107H171ZM173 104H175L173 102ZM107 105V103L105 104ZM112 105V104H111ZM121 105V104H119ZM118 105V106H119ZM125 105V104H124ZM151 105V103H150ZM191 105V104H190ZM250 105V106H249ZM109 106V105H108ZM130 106V105H129ZM136 106V105H135ZM146 106V105H145ZM144 106V107H145ZM173 106V105H172ZM176 106V105H175ZM73 107V106H71ZM126 107V106H125ZM134 107V106H133ZM133 107H130V108H133ZM138 107V106H136ZM141 107V106H140ZM177 107V106H176ZM185 107V106H184ZM183 107V108H184ZM107 108V107H105ZM110 109V107H108ZM119 108V107H117ZM149 108V107H148ZM181 108V107H180ZM100 109H101V106H100ZM112 109V108H111ZM114 109H116L114 107ZM120 109V108H119ZM134 109L137 110V108L134 107ZM142 109V108H141ZM151 109V108H149ZM185 109V108H184ZM189 109V108H187ZM58 110V109H57ZM121 110V109H120ZM119 110V111H120ZM131 110V109H130ZM133 110V109H132ZM131 110V111H132ZM139 110V109H138ZM144 110V109H142ZM155 109H153L154 111ZM191 110V109H190ZM100 111V110H99ZM105 111V110H104ZM107 111V110H106ZM122 111V110H121ZM123 111H124V114H125V110H124V107H123ZM128 111V110H127ZM134 111V110H133ZM133 111L131 113H133ZM140 111V110H139ZM151 111V112H153ZM185 111V110H184ZM103 112V111H102ZM101 112V113H102ZM113 112V111H112ZM118 112V111H117ZM116 112V113H117ZM143 112V111H141ZM149 112V111H148ZM147 112V113H148ZM150 112V113H151ZM174 112V111H173ZM177 112V111H176ZM176 112H174V115L176 116ZM191 112V111H189ZM188 112V114H189ZM67 113V112H66ZM155 113V112H154ZM154 113L152 115H154ZM172 113V112H171ZM107 114V113H106ZM112 114V113H111ZM119 114V113H118ZM128 114V112H127ZM134 114V113H133ZM187 114V113H186ZM70 115V114H69ZM73 115V113H72ZM71 115V116H72ZM109 115V114H108ZM120 115V114H119ZM152 115H150L152 117ZM156 115V114H155ZM203 115V114H202ZM238 115L242 116V121L240 122H236V121H231L230 122V119H231V116H233V119H235L234 117H237ZM100 116V115H99ZM104 116V115H103ZM114 116V115H113ZM116 116V115H115ZM123 116V114L121 115ZM130 116V114L128 115ZM126 115V117H128ZM148 116V114H147ZM188 116V115H186ZM193 116V115H192ZM125 117V116H123ZM122 117V119H123ZM125 117V118H126ZM131 117V116H130ZM139 117V116H138ZM177 117V116H176ZM71 118V119H72ZM107 118V117H106ZM120 118V117H119ZM124 118V119H125ZM155 118V117H154ZM170 118V117H169ZM192 118V117H191ZM196 118V117H195ZM205 118V116H204ZM211 118V117H210ZM63 119H67L66 118H63ZM108 119H111L108 117ZM121 119V118H120ZM121 119V121H122ZM129 118H126V120H128ZM135 119V118H134ZM133 119V120H134ZM139 119V118H138ZM142 119V118H140ZM150 119V118H149ZM153 119V118H151ZM172 119V118H171ZM190 119V118H189ZM206 119V118H205ZM126 120H123V121H126ZM131 120V118H130ZM129 120V121H130ZM166 120V119H165ZM193 120V119H192ZM203 120V119H202ZM102 121V120H101ZM109 121V120H108ZM137 121V120H136ZM197 121V120H196ZM201 121V120H200ZM73 122V121H72ZM110 122V121H109ZM112 122H113V119H112ZM132 122V120H131ZM139 122V120L137 121ZM103 123V122H102ZM111 123V122H110ZM123 123V122H122ZM134 123V121H133ZM164 123V122H163ZM113 124V123H112ZM116 124V123H115ZM129 124V123H128ZM139 124V123H138ZM73 125V123H72ZM109 125V123H108ZM107 125V129L106 131H108V129L110 128L109 126ZM124 125V123H123ZM81 126V123L80 125ZM84 126V125H83ZM103 126V125H102ZM100 126V127H102ZM119 126V125H118ZM122 126V125H121ZM129 126V125H128ZM140 126V125H139ZM163 126V125H162ZM99 127V129H100ZM105 127V126H103ZM109 127V128H108ZM126 127V126H125ZM130 127H132V124H130ZM79 128L78 127V131H79ZM85 129V127H83ZM114 128V127H113ZM118 128V127H117ZM133 128V127H132ZM102 129V128H101ZM104 130V129H103ZM111 130V129H110ZM120 129H118L119 131ZM130 130V128L128 129ZM127 130V131H128ZM77 131V130H76ZM82 131V130H81ZM80 131V132H81ZM97 131V130H95ZM117 131V130H116ZM99 133V131H97ZM97 132L95 133L97 135ZM102 132V131H101ZM110 132V131H109ZM108 132V133H109ZM132 132V131H131ZM78 133V132H77ZM91 133V132H90ZM94 133V132H93ZM106 133V132H105ZM105 133H100L101 135L102 134H105ZM126 133V132H124ZM130 133V132H129ZM133 133V134H134ZM147 133V132H146ZM79 134V133H78ZM94 134V135H95ZM99 134V135H100ZM107 134V133H106ZM93 135V134H92ZM93 135V136H94ZM100 135V136H101ZM123 135V134H121ZM127 135V133H126ZM129 135V134H128ZM128 135L126 136V138L128 137ZM146 135L147 138H145L144 136ZM86 136V135H85ZM85 136H82L83 139ZM89 135H87V138H88ZM125 136V135H124ZM79 137V136H78ZM89 137H92L91 135ZM99 137V136H97ZM117 137V136H116ZM120 137V136H119ZM95 139V137H93ZM92 138V139H93ZM118 138V137H117ZM116 138V139H117ZM133 138V137H132ZM131 138V140H132ZM86 139V138H85ZM106 139V137H105ZM121 139V138H120ZM125 139V138H124ZM123 139V140H124ZM88 140V139H87ZM85 140V141H87ZM90 140V139H89ZM94 141V140H93ZM106 141V140H105ZM118 141V140H117ZM134 141V140H133ZM81 142V141H80ZM111 142V141H110ZM126 142V141H125ZM132 142V141H131ZM84 144L86 142H83ZM90 143V141H89ZM87 144H83L84 146H93L91 143L90 145ZM127 143V142H126ZM130 143V142H129ZM134 143V142H132ZM136 143V142H135ZM81 144V143H80ZM116 145V144H115ZM123 145H124V142H123ZM133 145V144H132ZM135 145V144H134ZM118 146V145H117ZM126 146V145H125ZM124 146V147H125ZM129 146V145H128ZM91 147H86V148H91ZM108 147V146H107ZM109 147H114V144L112 146H109ZM108 147V148H109ZM132 147V146H131ZM106 148V147H104ZM116 148V147H115ZM123 148V147H122ZM117 149V148H116ZM126 149H128L126 147ZM134 149V148H133ZM137 149V148H136ZM106 150V149H105ZM130 150V149H129ZM111 151H113L111 149ZM123 151V150H122ZM115 149H114V154H115ZM133 152V151H132ZM106 153V151H105ZM120 153V152H119ZM123 153V152H122ZM121 154V153H120ZM124 154V153H123ZM123 154L121 156H123ZM90 155V154H89ZM108 155V153H107ZM125 155L123 157H125ZM93 156V155H92ZM120 156V155H119ZM129 156V157H128ZM105 157V155H104ZM115 157V156H114ZM111 158V157H110ZM129 158V159H128ZM106 159V158H105ZM112 159V158H111ZM107 160V159H106ZM114 160V159H113ZM119 160V159H118ZM122 160V159H121ZM120 161V160H119ZM118 161V162H119ZM108 162V161H107ZM106 162V163H107ZM111 162V160H110ZM115 162V161H114ZM117 162V161H116ZM109 163V162H108ZM114 164V163H113ZM120 164V163H119ZM116 165V164H115ZM118 165V164H117ZM116 165V167H118ZM121 166V164H120ZM111 168L110 169H113L112 173H114V171H117V169L119 168V172L117 174V172H115L117 174V178L119 176H121V174L123 173H126V171L123 173H120V171L122 172V170H120V167H118L116 170H114V168L112 166H110ZM115 167V166H114ZM109 168H107L108 170ZM109 169V170H110ZM108 170V172H109ZM124 170V169H123ZM127 172V173H128ZM120 173V175H119ZM126 173V174H127ZM110 174V173H109ZM115 174V176H116ZM133 174V175H132ZM127 176V175H126ZM125 176V177H126ZM2 177V176H1ZM123 177V175H122ZM117 178H116V181H117ZM118 180H120V178H118ZM125 180V179H124ZM115 181V180H114ZM121 181L123 182V179L120 180V182L118 183H121ZM169 182H172L173 184H176L177 186V190L176 191H173V188L171 189V187L169 185ZM114 183V182H113ZM116 183V182H115ZM115 185V184H114ZM121 185V184H120ZM118 187V186H117ZM122 187V186H121ZM111 188V187H110ZM115 188V187H114ZM113 188V189H114ZM116 189V188H115ZM143 189V190H142ZM206 192H209V191H206ZM206 192H203V193H206ZM116 193V192H115ZM114 193V194H115ZM122 193V192H121ZM152 193V194H151ZM119 194V193H117ZM113 195V194H112ZM116 195V194H115ZM122 195V194H121ZM126 195V196H127ZM151 195V196H149ZM117 196V195H116ZM203 196V195H201ZM205 196V194H204ZM209 197H211V195H209ZM120 197H118L119 199ZM207 198V196L205 197ZM117 199V200H118ZM124 199V198H122ZM187 199V200H189ZM201 199V197L199 198ZM198 200V199H196ZM122 201V200H121ZM193 201V200H192ZM191 201V202H192ZM206 201V200H205ZM133 202V201H132ZM136 202V201H135ZM195 202V200H194ZM194 202H192L194 204ZM197 202V201H196ZM195 202V203H196ZM186 203L188 204V201H186ZM119 204V202H118ZM121 204V202H120ZM137 204V203H136ZM148 204V203H147ZM190 204V202H189ZM204 204V203H203ZM195 205V204H194ZM201 205V204H200ZM120 206V205H119ZM118 206V207H119ZM193 206V205H192ZM199 206V205H198ZM194 207V206H193ZM191 205H190V209H191V212H195L194 210H192ZM197 207V206H196ZM195 207V208H196ZM206 207V206H205ZM118 209V208H117ZM202 209V207H201ZM198 210V208H197ZM190 211V210H189ZM200 211V210H199ZM208 211V210H207ZM210 211L212 212V210L209 209V213ZM116 212H119V211H116ZM115 212V214H117ZM120 213V214H121ZM196 213V212H195ZM202 213V212H201ZM200 213V215H201ZM119 214V213H118ZM117 214V215H118ZM152 214H155L156 216H158L160 219L159 220H156L158 219V217L156 219H152L149 215ZM208 214V213H205V215ZM154 215V216H155ZM204 215V216H205ZM155 216V217H156ZM191 216V215H190ZM194 216V214H193ZM203 216V217H204ZM219 216V217H218ZM150 217V218H149ZM200 217V216H199ZM218 218H220V221L218 220ZM196 219V218H194ZM200 219V218H199ZM198 219V220H199ZM206 219V218H205ZM205 219L203 221H205ZM113 220V219H112ZM208 221V220H207ZM198 222V221H197ZM209 222V221H208ZM203 223V222H202ZM197 224V223H196ZM199 226V225H198ZM198 226H196L198 228ZM202 226V225H200ZM204 226V225H203ZM207 226V225H206ZM195 227V226H194ZM203 228V227H202ZM189 229V227H188ZM204 230V229H203ZM197 231V230H196ZM194 231V232H196ZM200 232V231H199ZM261 232V233H260ZM186 233V234H185ZM195 234V233H194ZM198 235V234H197ZM202 235V234H201ZM195 236V235H194ZM205 236V235H204ZM258 236V235H257ZM262 236V235H261ZM112 239V240H113ZM193 239V238H192ZM202 239V238H200ZM252 239V238H251ZM195 242L197 243L196 239H194ZM198 240V238H197ZM192 241V242H191ZM113 242V243H114ZM147 242H150L151 244H148ZM196 243L194 246H196ZM202 243V242H201ZM263 243V242H262ZM145 243H143V245L146 246ZM142 245V244H141ZM198 246V245H197ZM196 246V247H197ZM143 247V246H142ZM151 247V246H150ZM155 247V248H156ZM200 247V246H198ZM197 247V248H198ZM139 248H141L139 246ZM153 248V247H152ZM151 248V250H152ZM144 249H148V248H144ZM142 248V250H144ZM259 249V248H258ZM150 251V253H152V251L154 250H150V248L148 249ZM159 250V249H158ZM199 250V249H198ZM202 250V249H201ZM200 250V251H201ZM264 250V249H263ZM135 251H138V249L134 250ZM145 251V250H144ZM143 251V253H144ZM141 252V251H140ZM146 252V251H145ZM205 252V251H204ZM136 253V252H135ZM138 253V252H137ZM142 253V252H141ZM140 253V254H141ZM158 253V252H156ZM162 253V252H161ZM203 254V253H202ZM207 254V253H206ZM144 257H145V254H142ZM147 255V254H146ZM150 256V254H148ZM153 256L154 253L152 254ZM151 255V256H152ZM162 255V254H161ZM160 255V256H161ZM204 255V254H203ZM159 257V255H157ZM156 258V256L154 257ZM154 258H152L154 260ZM207 258H209L210 260V256H207ZM139 259L141 260V258L139 257ZM138 258L136 260H139ZM151 259V257H150ZM165 260V258H161V260ZM145 260V259H144ZM204 260V259H203ZM206 260V259H205ZM165 264L167 263L166 261H164ZM207 262V261H206ZM140 263V262H139ZM147 263V262H146ZM203 263V262H202ZM205 263V262H204ZM203 263V264H204ZM208 263V262H207ZM138 264V263H137Z\"/></svg>",
    "mask_w": 264,
    "mask_h": 264
}]
</instances>
